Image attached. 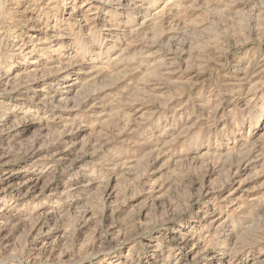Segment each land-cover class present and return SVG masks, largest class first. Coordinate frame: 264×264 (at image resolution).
Returning <instances> with one entry per match:
<instances>
[{
  "label": "rangeland",
  "instance_id": "obj_1",
  "mask_svg": "<svg viewBox=\"0 0 264 264\" xmlns=\"http://www.w3.org/2000/svg\"><path fill=\"white\" fill-rule=\"evenodd\" d=\"M0 15V196L18 205L0 264H264V0H0Z\"/></svg>",
  "mask_w": 264,
  "mask_h": 264
},
{
  "label": "bare ground",
  "instance_id": "obj_2",
  "mask_svg": "<svg viewBox=\"0 0 264 264\" xmlns=\"http://www.w3.org/2000/svg\"><path fill=\"white\" fill-rule=\"evenodd\" d=\"M98 1V3L100 4V7H102V8H106L107 7V4H109L110 2L112 3L114 0H97ZM73 2H75V1H73ZM87 2V1H86ZM68 5V4H67ZM125 7L126 8H128V10L130 9V10H132L133 12L134 11H137V10H139V9H143V10H145L146 8H144L143 6H135V4L133 5L132 3H130V2H128L126 5H125ZM71 9V6L70 5H68L67 7H66V9ZM96 8H98L99 9V6H97ZM122 14V12L121 13H119V15H116L115 17L118 19V20H121L120 19V15ZM1 16V15H0ZM81 20V19H80ZM150 21V20H149ZM149 21H144V22H142L141 23V25H144L145 23H147V22H149ZM82 22V21H81ZM127 23V25L129 24L128 22H126ZM123 28V27H122ZM122 28H120L119 27V25H116V27L115 28H113V31L114 32H128L126 29L124 30V29H122ZM61 40H63L62 38H60ZM112 42V41H111ZM115 42V41H114ZM43 45V44H42ZM36 57V56H35ZM157 60H160V62H161V64L163 63L162 61H163V59L161 58V57H159V58H157ZM43 62V61H42ZM15 63V62H14ZM35 63H36V61H35ZM91 62L90 61H88V60H82L81 62H76V63H71V64H69V65H67L66 67L65 66H59L58 68H57V70L55 71V70H53L54 72L52 73L51 72V74H49L48 75V73L47 74H44V75H48V77L49 78H53L54 76L55 77H62L63 75H67V73H69L70 71H74V68L75 67H77V66H85V65H89ZM34 64V63H33ZM167 66H169L168 65V63L167 64H163V65H161L160 67H159V70L161 71V72H164L165 74H167ZM17 68V66H15V64H13L10 68H9V70L8 71H6L8 74H9V76L7 77V82L5 83L6 85H8V82L10 81V77H11V75H13L14 73H15V69ZM43 68V67H42ZM12 69V70H11ZM34 68H32V70H33ZM35 69H37V68H35ZM45 69V68H44ZM50 69H52V68H50ZM39 70H41V69H39ZM46 70V69H45ZM44 70V71H45ZM51 70H49L48 72H50ZM259 71V70H258ZM39 72V71H38ZM91 72H93V71H90V73ZM43 73H45V72H43ZM84 75H88L89 74V72H85V73H83ZM82 74V75H83ZM43 75V76H44ZM42 76V77H43ZM252 76V75H251ZM255 76V75H254ZM38 77V76H37ZM37 77L35 78V77H33V80H32V83H34L35 81H36V79H37ZM35 78V79H34ZM69 78V77H68ZM68 78H67V80H68ZM249 78V77H248ZM39 79V78H38ZM31 82V81H30ZM31 84V83H30ZM77 86V83H73L72 81L70 82H67V83H65L63 86H61V87H59L58 88V90H61L62 91V93H61V97L59 98V100L57 101L58 102V104L60 105V106H68V101H69V99H68V95L69 94H71L73 91H74V89H75V87ZM43 100H48V101H53L54 100V96L51 94V96H50V94H49V96H46V97H44L43 98ZM88 103V100H86L83 104H82V106H84V105H86ZM76 106V105H75ZM32 111V110H31ZM10 116H12V112L10 113L8 110H5L4 108H0V135L3 133V132H5L4 130H3V128L2 127H5L6 126V124H7V121L9 120V117ZM261 145V144H260ZM259 147V146H258ZM39 150H41V148H39V147H35L32 151H31V156H35V152H37V151H39ZM264 152V151H263ZM10 153H12L13 154V152H10ZM12 154H10V155H12ZM7 155H9V154H7ZM14 156V155H13ZM261 157V156H260ZM8 158V156H5V154H3V155H0V171H1V173L2 172H5V171H8V169H7V167L8 166H10V164H11V162L9 161V162H6V159ZM44 163H41V164H39L40 165V167H42V166H44L43 165ZM249 166H251V165H249ZM249 166L247 167L246 166V168H245V170L246 169H248L249 168ZM37 170H39L38 168L37 169H35L33 172L35 173ZM38 173V172H37ZM36 173V174H37ZM4 174V173H3ZM9 174V177L11 176H14L16 173H14V172H10V173H7V175ZM85 176V175H84ZM85 177H83L81 180H85L84 179ZM83 183L81 184V185H79V186H74V187H72V188H70V190H69V193H70V195H71V197H73V196H75V195H77L79 192H81V191H83L85 188H87V187H90L91 186V184H88L87 182H85V181H82ZM29 183H33V184H29ZM26 185H28L29 186V190L28 191H26V193H25V195L23 196V198L24 199H29V198H32V196L36 193V192H38V190L36 189V185H37V181H29V182H27L26 183ZM210 190V189H209ZM211 192H205V194L203 193V195L202 196H205V195H208V194H210ZM218 193V192H217ZM0 195H1V193H0ZM1 197V196H0ZM194 200V199H193ZM13 206V207H12ZM18 205H17V201H13L11 204H8L7 202H6V198H3V197H1L0 198V223L1 222H4V227H8V226H11L10 225V222H11V218L12 217H14L15 216V214H11V212L9 211V210H15L16 209V207H17ZM7 210H8V212H7ZM50 214H52V212H48L45 216H46V218L43 220V222H45L46 220H47V216H49ZM44 216V217H45ZM212 215H208V218L209 217H211ZM207 220V219H206ZM40 224H42V222H40ZM213 224V223H212ZM176 234V233H175ZM4 238V237H3ZM176 238V240L177 241H179V244L182 246V249H184L187 245H188V243H190L191 242V240L193 239V237H190L189 235H187V233L186 234H181V233H178V236H176L175 237ZM195 238V237H194ZM39 240V239H38ZM37 240V241H38ZM106 240V239H105ZM198 240V239H197ZM36 241V242H37ZM159 241H161V240H159ZM106 242V241H105ZM105 242H103V243H105ZM200 243V242H199ZM31 244V243H30ZM36 245V243L34 242V243H32L30 246H29V250H36L35 249V246ZM54 247V246H53ZM52 248V247H51ZM194 248V247H193ZM221 248H222V250L221 251H219V252H217L218 254H217V258L219 257V256H221V257H219V258H222V257H229L230 255H231V253H229V249L227 248V247H225V246H221ZM48 249V248H47ZM55 249V248H54ZM45 250H46V248H45ZM49 250H51V249H49ZM231 250V249H230ZM32 251V252H33ZM55 251V250H54ZM57 252V251H56ZM161 252L162 251H160V250H156V251H154V253L155 254H161ZM231 252V251H230ZM52 253V252H51ZM29 254V253H28ZM50 256V255H49ZM53 256V255H52ZM214 257H216V256H214ZM15 259V258H14ZM8 261H10V260H8ZM10 262H19L20 264H23V262L22 261H18V260H16V261H10ZM224 262V261H223ZM229 263H230V261H228ZM227 262H224V264H226ZM3 264V263H2ZM108 264H110V263H108Z\"/></svg>",
  "mask_w": 264,
  "mask_h": 264
}]
</instances>
